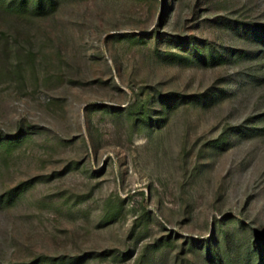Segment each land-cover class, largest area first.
I'll use <instances>...</instances> for the list:
<instances>
[{
    "label": "rangeland",
    "instance_id": "1",
    "mask_svg": "<svg viewBox=\"0 0 264 264\" xmlns=\"http://www.w3.org/2000/svg\"><path fill=\"white\" fill-rule=\"evenodd\" d=\"M0 0V264H264V0Z\"/></svg>",
    "mask_w": 264,
    "mask_h": 264
},
{
    "label": "trees",
    "instance_id": "2",
    "mask_svg": "<svg viewBox=\"0 0 264 264\" xmlns=\"http://www.w3.org/2000/svg\"><path fill=\"white\" fill-rule=\"evenodd\" d=\"M41 5H42L41 0H37V1H36V7H37V8H42Z\"/></svg>",
    "mask_w": 264,
    "mask_h": 264
}]
</instances>
